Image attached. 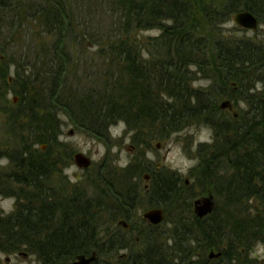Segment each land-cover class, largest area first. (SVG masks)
Returning <instances> with one entry per match:
<instances>
[{
  "label": "trees",
  "instance_id": "1",
  "mask_svg": "<svg viewBox=\"0 0 264 264\" xmlns=\"http://www.w3.org/2000/svg\"><path fill=\"white\" fill-rule=\"evenodd\" d=\"M13 1L0 0V14L12 15L10 27L32 15L28 17L39 20L41 35L53 38V44L43 69L30 63L24 69L30 73L25 74L15 62L19 113L36 127H27L20 147L8 156L13 169L6 178L12 188L3 194L17 202L10 215H0V252L27 248L38 264H71L76 256L95 252L93 264H99L124 241L117 234L99 232L97 216L127 219L142 192L149 208L181 209L187 219L173 223L168 240L171 262L164 259L166 246L151 244L145 252L126 257L123 264H212L195 254L218 249L222 243L225 251L213 264H264L241 253L264 235V38L250 40L223 29L241 11L264 23V0H106L122 21L115 30L96 37L74 33L75 20L59 0H43L36 7L15 6ZM149 30H158L159 35L149 41L153 50L144 56L132 46L130 35ZM88 36L95 45L111 40L109 67L87 74L89 86L73 90L67 87L66 44ZM197 77L208 80L209 89L193 88ZM214 99L232 101L238 106L236 117L220 112ZM45 102L60 107L76 129L97 139H107L108 127L118 122L128 127L160 124L172 135L200 121L213 135L210 144H199L195 150L200 159L196 184L213 195L212 214L203 219L192 215V186L183 187L171 172L150 175L143 190L131 183L133 172L127 168L121 179L109 173L108 178L101 176L96 195L71 192L70 197L59 198L46 188L54 165L36 156V144L31 143L32 139L41 143L43 134L52 129L47 117L53 109ZM15 118L16 114L8 116L12 123ZM24 200L26 204L18 203ZM252 201L261 207L254 216L248 211Z\"/></svg>",
  "mask_w": 264,
  "mask_h": 264
},
{
  "label": "rangeland",
  "instance_id": "2",
  "mask_svg": "<svg viewBox=\"0 0 264 264\" xmlns=\"http://www.w3.org/2000/svg\"><path fill=\"white\" fill-rule=\"evenodd\" d=\"M59 1L66 12L75 20L74 33L84 31L96 37L98 33L107 34L111 29L115 30L117 23L122 21V15L119 16L117 11L116 14L114 11L116 8L114 9L112 4L106 0ZM40 3L43 4V0H14L12 4L15 6L33 4L36 7ZM75 9L79 10L80 14ZM12 13L14 12L10 14ZM11 16L0 14V159L7 158L8 160L7 165H0V198H7L3 193L9 187L12 188L11 182L6 178L7 174L13 169L8 156L14 153L20 139L27 136L25 133L27 127H36V125L30 124L28 118L25 119L24 115L19 113L18 96L15 95L14 89V86L18 85L19 82L15 72V62H20L23 70L31 64H35L37 69H43L44 63L48 62L46 58L50 60V57H52L50 47L53 44V38L41 35L43 28L40 27L39 20L28 17L32 15L22 17V23L14 28L10 27L12 23ZM232 17L223 27L225 31L234 32L237 36H244L250 40L264 38V23L259 22L257 18L256 30L248 31L237 26ZM78 24H80L79 27H77ZM158 35V30L136 31L130 35V42L137 51L139 50L141 53L142 50L145 56L148 50L150 52L153 50L151 44L148 46L149 41ZM97 40L98 38L96 42H98ZM109 45H111V40H103L95 45L92 43L91 36H88L85 41L72 42L71 45L66 44V53L70 55L67 87H71L73 90L78 87L85 89L90 84L88 79L85 78L87 74L91 75L92 72H99L109 67L107 57ZM33 53H35L34 58L31 57ZM112 67H116L115 63ZM55 69H58V65ZM24 71L25 74L30 73V70ZM191 84L193 88L202 92L209 89L210 86V82L202 77H197ZM14 97L16 99L13 102ZM214 101H216V104L218 103L217 109L220 112L236 117L238 106L236 107L232 101L228 99L218 101L214 99ZM47 107L53 109L51 111L52 116L47 117L49 121H52L50 123L52 129L49 128L43 134L45 140L41 143L34 139L31 140V143L36 144L33 148L36 151L34 153L37 154L36 156H42L46 163L54 165L51 168L53 172L50 184L46 185V188L59 198L66 199L71 196V192H78L87 196L94 193L96 195V187L100 185L101 176L108 178L107 174L109 173L110 177L115 176L117 179H121L120 175H125L126 171L124 172V169L127 168H131L130 171L133 172L131 183H135L143 190L148 188L150 175L166 172L175 173L183 187L192 186L189 203L194 217L193 203L212 195L209 191L203 193L196 184L197 166L200 159L195 150L199 144H210L213 135L212 130L200 121L186 124L181 130L172 135H169V130L165 128L162 130L160 124L149 123L141 127H128L123 122H118L108 127L107 139H97L76 129L63 111L59 109L60 107L55 108L48 104ZM14 114L17 115V118H15L16 122L14 121L13 124L8 116ZM206 130L210 131V138L208 140L200 139ZM78 153L90 160V165L86 169L75 166L73 158ZM122 158L128 160L127 165L123 167L118 163ZM190 161H195V163L191 164ZM134 176H136L135 180ZM109 180L111 179L109 178ZM16 202L15 200V207ZM18 203L24 205L26 201ZM248 206L250 215L254 216L261 211V207L256 201L250 202ZM149 207L145 193L141 192L139 198L136 199L134 209L128 212L127 219H114L113 216L108 214L97 216L96 222L100 227L99 232L117 234L124 241L122 245L114 249L112 256L100 258L99 264H123L122 262L126 257L145 252L151 244L160 248L166 246L164 248L166 252L164 259L171 262L172 251L168 240L173 230V223L185 219L187 212L185 213L181 209H172L166 212L164 208L159 207L164 211V219L159 225L152 226L142 219V214L150 209ZM11 213L7 215L0 213V215L8 216ZM100 235L102 239L100 241H103L104 233ZM224 245L222 243L218 249L210 248L195 254V256L203 257L213 264L221 258L223 251H225ZM258 245H264V235L256 241H251L249 248L245 252L241 250V253L245 254L248 260L255 259L260 263L264 258L252 256V252ZM217 254H220V256L209 257ZM173 259L176 260V256ZM0 264H38V261L27 248H22L12 253L0 252Z\"/></svg>",
  "mask_w": 264,
  "mask_h": 264
},
{
  "label": "water",
  "instance_id": "3",
  "mask_svg": "<svg viewBox=\"0 0 264 264\" xmlns=\"http://www.w3.org/2000/svg\"><path fill=\"white\" fill-rule=\"evenodd\" d=\"M233 22L240 28L248 31H254L257 28V19L248 11H241L235 13L232 17ZM16 98L13 99V102ZM225 106V105H223ZM222 106V107H223ZM74 164L80 169H86L90 165V160L82 154H76L74 156ZM146 179V178H145ZM213 210L212 196L209 195L202 199L196 200L193 203V212L196 218L202 219L208 216ZM142 219L145 220L149 225H159L164 219L163 210L148 209L142 214ZM125 226V224H123ZM220 254L210 255V258L219 257ZM96 260L95 253L87 257L85 255H78L75 257L71 264H92Z\"/></svg>",
  "mask_w": 264,
  "mask_h": 264
},
{
  "label": "clouds",
  "instance_id": "4",
  "mask_svg": "<svg viewBox=\"0 0 264 264\" xmlns=\"http://www.w3.org/2000/svg\"><path fill=\"white\" fill-rule=\"evenodd\" d=\"M210 138V131H205L204 134L200 137L202 140H208ZM120 166H126L128 160L122 158L119 162ZM189 163L194 164L195 161H190ZM7 158L0 159V165H7ZM15 211V197L0 198V213L7 215ZM252 256H260L264 258V245H258L257 248L252 252Z\"/></svg>",
  "mask_w": 264,
  "mask_h": 264
},
{
  "label": "bare ground",
  "instance_id": "5",
  "mask_svg": "<svg viewBox=\"0 0 264 264\" xmlns=\"http://www.w3.org/2000/svg\"><path fill=\"white\" fill-rule=\"evenodd\" d=\"M15 98V97H14ZM79 154V153H78ZM84 156V155H83ZM74 160V159H73ZM76 166V165H75ZM78 168V167H77ZM147 190V189H146ZM212 196V203H213V209L215 208V200H214V197H213V195H211ZM159 207H154V208H150V209H158ZM163 210V209H162ZM212 212H213V210H212ZM212 212L209 214V215H211L212 214ZM163 213H164V211H163ZM208 215V216H209ZM208 216H206V217H208ZM205 217V218H206Z\"/></svg>",
  "mask_w": 264,
  "mask_h": 264
}]
</instances>
